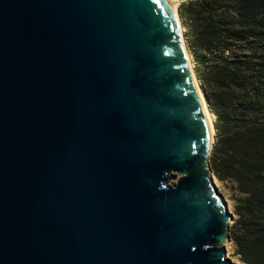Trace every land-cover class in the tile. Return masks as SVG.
<instances>
[{
	"label": "water",
	"instance_id": "1",
	"mask_svg": "<svg viewBox=\"0 0 264 264\" xmlns=\"http://www.w3.org/2000/svg\"><path fill=\"white\" fill-rule=\"evenodd\" d=\"M182 41L170 0H0V264H235Z\"/></svg>",
	"mask_w": 264,
	"mask_h": 264
},
{
	"label": "trees",
	"instance_id": "2",
	"mask_svg": "<svg viewBox=\"0 0 264 264\" xmlns=\"http://www.w3.org/2000/svg\"><path fill=\"white\" fill-rule=\"evenodd\" d=\"M178 15L214 117L209 165L238 195L229 232L233 256L264 264V0H185Z\"/></svg>",
	"mask_w": 264,
	"mask_h": 264
},
{
	"label": "rangeland",
	"instance_id": "3",
	"mask_svg": "<svg viewBox=\"0 0 264 264\" xmlns=\"http://www.w3.org/2000/svg\"><path fill=\"white\" fill-rule=\"evenodd\" d=\"M183 1H185V0H179V3H178V6H179V4L180 3H182ZM178 6H177V12H178ZM179 16V15H178ZM179 23H180V27H181V30H182V33H183V28H182V26H181V21H180V18H179ZM182 36H183V34H182ZM183 41H184V37H183ZM184 45H185V41H184ZM185 48H186V46H185ZM188 53V52H187ZM190 58V57H189ZM190 63H191V60H190ZM191 65H192V63H191ZM192 69H193V66H192ZM196 82H197V79H196ZM197 84H198V82H197ZM198 87H199V84H198ZM200 88V87H199ZM201 90V89H200ZM209 111V110H208ZM209 114H210V112H209ZM211 115V114H210ZM212 116V115H211ZM211 119H212V121H213V125H214V117L212 116L211 117ZM215 139V138H214ZM214 182H215V184H216V187H217V189H218V192L222 195V197L225 199V201H226V203H227V205H228V207H229V211L231 212V213H233L234 212V210H233V201H232V199L234 198V197H238V195L235 193V192H233L231 189H230V184H227V185H225V184H221V183H219L215 178H214ZM233 215H234V213H233ZM236 219V216L234 215V220ZM234 223V221L233 222H231V226H232V224ZM225 247H226V257L232 262V263H235V264H242V263H240L239 262V260H238V258L237 257H235V256H233V251H234V248H233V246H232V243H226L225 244Z\"/></svg>",
	"mask_w": 264,
	"mask_h": 264
},
{
	"label": "bare ground",
	"instance_id": "4",
	"mask_svg": "<svg viewBox=\"0 0 264 264\" xmlns=\"http://www.w3.org/2000/svg\"><path fill=\"white\" fill-rule=\"evenodd\" d=\"M170 2L172 3V8H173V11L175 13V16H176V20H177V24H178V28H179V32H180V35H181V39H182V30H181V27H180V23H179V20H178V17H177V6H178V3H179V0H170ZM183 42V41H182ZM184 44V43H183ZM184 46V45H183ZM185 49V48H184ZM185 52H186V49H185ZM186 56H187V59H188V63H189V66H190V69H191V73H192V76H193V80H194V83H195V86H196V90H197V93H198V96H199V99L201 101V104H202V107H203V110H204V113L206 115V118H207V122H208V127H209V131H210V135L212 136L213 133H214V125H213V122H212V119H211V116L209 114V111H208V108H207V105L204 101V96L201 92V90L199 89L198 87V84L196 82V77H195V74H194V71L192 69V65L190 63V58H189V55L188 53L186 52ZM213 137V136H212ZM215 181V180H214Z\"/></svg>",
	"mask_w": 264,
	"mask_h": 264
}]
</instances>
